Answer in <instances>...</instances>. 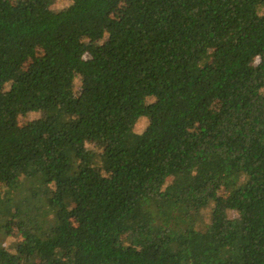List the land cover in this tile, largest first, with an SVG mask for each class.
I'll list each match as a JSON object with an SVG mask.
<instances>
[{
  "label": "trees",
  "instance_id": "obj_1",
  "mask_svg": "<svg viewBox=\"0 0 264 264\" xmlns=\"http://www.w3.org/2000/svg\"><path fill=\"white\" fill-rule=\"evenodd\" d=\"M121 1L0 0V264H264V0Z\"/></svg>",
  "mask_w": 264,
  "mask_h": 264
},
{
  "label": "rangeland",
  "instance_id": "obj_2",
  "mask_svg": "<svg viewBox=\"0 0 264 264\" xmlns=\"http://www.w3.org/2000/svg\"><path fill=\"white\" fill-rule=\"evenodd\" d=\"M19 1L24 0H12L13 3H18ZM59 1V0H57ZM68 5V0H60V4L58 5L55 12L62 11L66 6ZM135 7V1L134 0H122L121 4L119 6V9H117L114 13V16L117 18L125 19L127 16L133 11ZM91 42H85L84 44H71L67 46V50L71 52L73 55H75L80 60H84L87 62L89 67L94 71H100L103 67V59L104 55L102 53V49L99 44H92V50H90L89 47ZM0 47L6 48V42L0 38ZM57 67L63 71L66 72L67 70V64L63 60H59L57 63ZM106 78L108 80V83L110 84L111 90L113 94L116 96L118 93H120L122 86L120 84L119 79L116 77L115 73L108 72L106 74ZM10 80L9 77L6 74H3L0 78V94H2L5 89L7 88V85L9 84ZM93 88V85L87 81H81L77 82L75 89L73 90L71 96L69 97L68 101L65 103L64 106L56 108L57 112H62L66 114H76L79 110V99L83 95V92L89 91ZM122 107H126L125 105H122ZM36 119H40L41 117L34 116ZM192 127L191 124L186 125V128ZM54 148V142L53 139L50 138L47 141L46 149L52 150ZM88 158V156H87ZM32 186V187H31ZM30 188H33L34 185H30ZM223 195V194H222ZM69 198L72 202L75 204L78 203V193L72 189L69 191ZM246 226H250V222L247 220H244ZM14 237V231L12 230L10 223H7V226L4 228L3 236L0 240V245H9V238Z\"/></svg>",
  "mask_w": 264,
  "mask_h": 264
}]
</instances>
